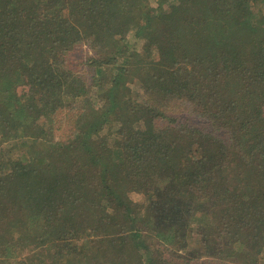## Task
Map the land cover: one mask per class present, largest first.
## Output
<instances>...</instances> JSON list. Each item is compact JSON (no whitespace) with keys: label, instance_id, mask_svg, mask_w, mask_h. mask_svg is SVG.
<instances>
[{"label":"trees","instance_id":"obj_1","mask_svg":"<svg viewBox=\"0 0 264 264\" xmlns=\"http://www.w3.org/2000/svg\"><path fill=\"white\" fill-rule=\"evenodd\" d=\"M196 8L190 25L189 0H0V264H264V0ZM83 44L90 85L66 64Z\"/></svg>","mask_w":264,"mask_h":264},{"label":"rangeland","instance_id":"obj_2","mask_svg":"<svg viewBox=\"0 0 264 264\" xmlns=\"http://www.w3.org/2000/svg\"><path fill=\"white\" fill-rule=\"evenodd\" d=\"M190 2V25L193 23L192 20L195 19V16L198 15V9L196 7H203L209 3V0H189ZM168 6L165 7L164 13L169 15V18L171 22H174L175 20L170 15L174 9L171 7L168 8ZM187 26V25H186ZM127 29L123 28L120 30L121 35H125V31ZM127 42L129 44V48L138 51L139 53L142 52V50L145 48V44L141 41L135 40L131 34L127 36ZM94 58H97V55L94 51H92L86 44L80 45L73 51H71L66 56V64L67 66L74 71L76 74L81 76V78L90 85L95 78V67L93 64ZM118 73H114V77L116 79V76ZM130 89L131 93L136 98L142 101H149V102H157L155 98L153 97L152 93H149L144 89L142 86L137 84L127 85ZM19 88L18 90H20ZM95 94V93H94ZM169 107L168 115L171 117H178L181 120H186L190 123V127L197 128L199 130H202L204 132L210 130V126L208 121L204 120L203 118L196 115V112L194 110V107L190 104V112L189 108L186 104H182L181 102H171L167 104ZM80 114V111L74 107L69 110H61L60 112H56L52 118V124L51 126V133L52 137L55 141H64L66 140L73 131V125L76 117ZM209 132V131H208ZM215 134L220 136V139L223 141L229 142V134L225 130L215 131ZM133 200L135 201L134 204H140L143 200L141 196L134 195L133 194ZM203 262V261H202ZM204 262H210V264H235L231 261L228 262H219L217 260L209 259Z\"/></svg>","mask_w":264,"mask_h":264}]
</instances>
